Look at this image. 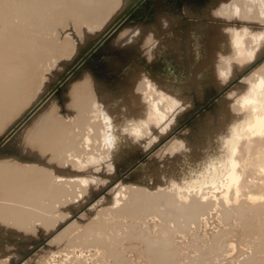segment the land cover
<instances>
[{
  "label": "bare ground",
  "instance_id": "1",
  "mask_svg": "<svg viewBox=\"0 0 264 264\" xmlns=\"http://www.w3.org/2000/svg\"><path fill=\"white\" fill-rule=\"evenodd\" d=\"M59 260L264 264V0H0V264Z\"/></svg>",
  "mask_w": 264,
  "mask_h": 264
},
{
  "label": "rangeland",
  "instance_id": "2",
  "mask_svg": "<svg viewBox=\"0 0 264 264\" xmlns=\"http://www.w3.org/2000/svg\"><path fill=\"white\" fill-rule=\"evenodd\" d=\"M101 44H102V42L100 43V45H101ZM100 50H102L101 47H100ZM92 54H93V56L95 57V54H96V53L91 52V55H92ZM94 57H93V58H94ZM86 58H87V56L85 57V59H86ZM93 58H92V56H91V58L88 56V58H87L88 60H89V59H92V60H90V62H88V60L86 59V61L89 63V65L95 63V60H94ZM92 61H93V62H92ZM122 190H123V189H122ZM123 196H124V195H123ZM120 201H121V200H120ZM120 203H121V202H120ZM82 212H84V211H82ZM82 212H81V213H82ZM71 216H73V215L70 214L69 217H68L67 219H69ZM74 216H76V215H74ZM213 219H215V218H214V217H213V218L210 217V218L208 219V223H207V225H206V228H207V229L205 228V230H206L208 233H209V231H211V230L213 231V229L216 230L215 228H217V226L215 227V225H216L215 223H216V222L214 223L215 220L213 221ZM209 220H210L211 222H210ZM211 223H212V224H211ZM210 224H211V225H210ZM213 224H214V225H213ZM214 227H215V228H214ZM208 228H209V229H208ZM210 229H211V230H210ZM37 243H38V242H37ZM238 248H239V249H241V248L244 249V247H243L242 245H240ZM234 251H235V250H234ZM87 254H89V253H87ZM55 255L58 256L59 254H55ZM59 256H60V255H59ZM59 256H58V257H59ZM87 256H88V255H87ZM89 257H90V256H88V259H89ZM239 257H241V256H239ZM90 259H91V257H90ZM59 261H60V260H59ZM90 262H91L90 264H94L92 261H90ZM57 263H61V264H63L62 261H60V262H56V264H57ZM95 264H96V263H95ZM97 264H98V263H97Z\"/></svg>",
  "mask_w": 264,
  "mask_h": 264
}]
</instances>
